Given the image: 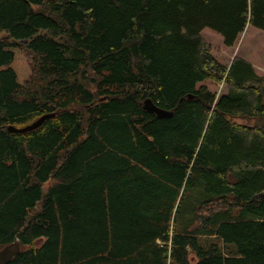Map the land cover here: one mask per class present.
<instances>
[{"label": "trees", "instance_id": "1", "mask_svg": "<svg viewBox=\"0 0 264 264\" xmlns=\"http://www.w3.org/2000/svg\"><path fill=\"white\" fill-rule=\"evenodd\" d=\"M248 25L264 0H0L7 264H264V76L201 36Z\"/></svg>", "mask_w": 264, "mask_h": 264}, {"label": "rangeland", "instance_id": "2", "mask_svg": "<svg viewBox=\"0 0 264 264\" xmlns=\"http://www.w3.org/2000/svg\"><path fill=\"white\" fill-rule=\"evenodd\" d=\"M201 34L206 46L215 54L218 60L225 64L230 62L231 56L233 54L235 55L238 50L241 57L249 53L250 56L248 55V57L253 60V62H261L264 64V33L253 26H248L244 33V37L241 35L233 48H227L224 46L221 35L210 29H204ZM89 75L92 76V73H89ZM90 78L92 79L95 77L92 76ZM203 85H206L207 88L218 94L221 93V90L224 91V88H221V86L210 81H206ZM87 87L89 89L95 88L90 84H87ZM53 184L54 181L46 183L44 185V190Z\"/></svg>", "mask_w": 264, "mask_h": 264}, {"label": "water", "instance_id": "3", "mask_svg": "<svg viewBox=\"0 0 264 264\" xmlns=\"http://www.w3.org/2000/svg\"><path fill=\"white\" fill-rule=\"evenodd\" d=\"M144 108H145V110H147V111H149V112H151L153 114H156L160 118H170L172 116L171 114H167V113L161 112L158 109H156L153 106L152 101L150 99H148L145 102ZM47 118H49V116L41 118L38 122H36L32 126L24 129L23 132L38 128L45 121V119H47ZM19 253H20V245L18 243H15V244H12V245L6 247L5 249H3L0 252V264L9 263Z\"/></svg>", "mask_w": 264, "mask_h": 264}, {"label": "crops", "instance_id": "4", "mask_svg": "<svg viewBox=\"0 0 264 264\" xmlns=\"http://www.w3.org/2000/svg\"><path fill=\"white\" fill-rule=\"evenodd\" d=\"M249 26V25H248ZM248 26H247V28H248ZM246 28V29H247ZM246 29H245V31H246ZM245 31H244V33H245ZM263 32V31H262ZM244 33L242 34L243 35V37H244ZM264 33V32H263ZM202 35V34H201ZM222 37V36H221ZM241 37V36H240ZM239 37V38H240ZM223 38V37H222ZM239 40V39H238ZM238 42V41H237ZM223 43H224V40H223ZM224 45V44H223ZM225 46V45H224ZM233 48V47H232ZM251 51V50H250ZM213 54V56L216 58V56H215V54L214 53H212ZM248 55L250 56V54L249 53H247V55H245V56H240V54H239V50L237 51V53L234 55H232L231 56V59H230V62L228 63V64H225V63H223L222 61H220V60H218L217 58V60H218V62H220L221 64H223V65H225V66H230L231 65V62H232V59H233V57L234 56H236V57H240V58H242V59H244V60H246V61H248L249 63H251L252 65H253V68H254V70H255V72L257 73V75H259V76H264V64H262L261 62H253V60H251V59H249V57H248ZM228 56H229V54H228ZM206 81H209V80H206ZM205 81V82H206ZM204 82V83H205ZM210 82H212V81H210ZM209 89V88H208ZM210 90V89H209ZM211 91V90H210ZM226 91V88L224 89V92ZM211 92H213V91H211ZM223 92V93H224ZM251 124H253V122H251ZM223 244H224V247L227 245V244H225V243H223L222 241H221V246H223Z\"/></svg>", "mask_w": 264, "mask_h": 264}, {"label": "bare ground", "instance_id": "5", "mask_svg": "<svg viewBox=\"0 0 264 264\" xmlns=\"http://www.w3.org/2000/svg\"><path fill=\"white\" fill-rule=\"evenodd\" d=\"M221 88H222V86H221ZM144 109H145V108H144ZM159 111H161V110H159ZM161 112L167 113V112H165V111H161ZM167 114H171V113H167ZM171 115H172V114H171ZM171 117H172V116H171ZM171 117H170V118H171Z\"/></svg>", "mask_w": 264, "mask_h": 264}]
</instances>
